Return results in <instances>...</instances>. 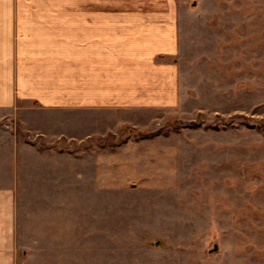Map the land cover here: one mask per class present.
<instances>
[{"label": "rangeland", "instance_id": "374dc122", "mask_svg": "<svg viewBox=\"0 0 264 264\" xmlns=\"http://www.w3.org/2000/svg\"><path fill=\"white\" fill-rule=\"evenodd\" d=\"M189 4L181 107L96 114L84 159L99 165L98 188L71 186L64 239L32 230L28 200L19 249L35 253L21 264L48 263L52 244L56 264H264V0ZM18 106L0 120L25 140L62 118ZM64 115L80 134L78 112Z\"/></svg>", "mask_w": 264, "mask_h": 264}, {"label": "crops", "instance_id": "0c3cea01", "mask_svg": "<svg viewBox=\"0 0 264 264\" xmlns=\"http://www.w3.org/2000/svg\"><path fill=\"white\" fill-rule=\"evenodd\" d=\"M193 9L189 0H0V110L27 102L62 116L36 121L29 140L0 120V264L35 253L19 249L28 200L32 230L64 239L71 186L98 188L99 165L84 159L99 137L84 130L96 114L181 107L183 23ZM75 110L81 133L71 135L64 114ZM49 124L61 130L41 129ZM45 249L56 264L53 244Z\"/></svg>", "mask_w": 264, "mask_h": 264}, {"label": "trees", "instance_id": "16d2710c", "mask_svg": "<svg viewBox=\"0 0 264 264\" xmlns=\"http://www.w3.org/2000/svg\"><path fill=\"white\" fill-rule=\"evenodd\" d=\"M189 125L197 126L198 124L197 123H189Z\"/></svg>", "mask_w": 264, "mask_h": 264}, {"label": "water", "instance_id": "95a60500", "mask_svg": "<svg viewBox=\"0 0 264 264\" xmlns=\"http://www.w3.org/2000/svg\"><path fill=\"white\" fill-rule=\"evenodd\" d=\"M194 4H196V1L194 2ZM215 249H218V246H217V244L215 245Z\"/></svg>", "mask_w": 264, "mask_h": 264}]
</instances>
